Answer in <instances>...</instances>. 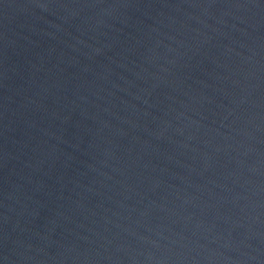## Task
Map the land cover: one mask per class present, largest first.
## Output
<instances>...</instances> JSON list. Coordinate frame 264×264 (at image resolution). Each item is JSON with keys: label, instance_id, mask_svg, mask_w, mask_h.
<instances>
[{"label": "water", "instance_id": "1", "mask_svg": "<svg viewBox=\"0 0 264 264\" xmlns=\"http://www.w3.org/2000/svg\"><path fill=\"white\" fill-rule=\"evenodd\" d=\"M0 264H264V0H0Z\"/></svg>", "mask_w": 264, "mask_h": 264}]
</instances>
